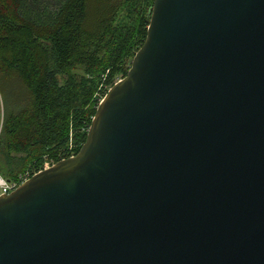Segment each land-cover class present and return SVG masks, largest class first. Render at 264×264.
Wrapping results in <instances>:
<instances>
[{
  "label": "water",
  "instance_id": "obj_1",
  "mask_svg": "<svg viewBox=\"0 0 264 264\" xmlns=\"http://www.w3.org/2000/svg\"><path fill=\"white\" fill-rule=\"evenodd\" d=\"M0 264H264V0H154L79 153L0 194Z\"/></svg>",
  "mask_w": 264,
  "mask_h": 264
},
{
  "label": "trees",
  "instance_id": "obj_2",
  "mask_svg": "<svg viewBox=\"0 0 264 264\" xmlns=\"http://www.w3.org/2000/svg\"><path fill=\"white\" fill-rule=\"evenodd\" d=\"M154 0H0V174L79 153L144 44Z\"/></svg>",
  "mask_w": 264,
  "mask_h": 264
},
{
  "label": "built area",
  "instance_id": "obj_3",
  "mask_svg": "<svg viewBox=\"0 0 264 264\" xmlns=\"http://www.w3.org/2000/svg\"><path fill=\"white\" fill-rule=\"evenodd\" d=\"M52 164L53 163H51V162H46L45 165H44V168L49 167ZM35 173H37V172H33L32 173L30 170H27L24 173H22L19 176L18 179L14 180V181H9V180L5 179L0 174V187L2 188V194H4V193H11L17 187H19L24 181L28 180L31 176H33Z\"/></svg>",
  "mask_w": 264,
  "mask_h": 264
},
{
  "label": "rangeland",
  "instance_id": "obj_4",
  "mask_svg": "<svg viewBox=\"0 0 264 264\" xmlns=\"http://www.w3.org/2000/svg\"><path fill=\"white\" fill-rule=\"evenodd\" d=\"M0 194H2V188L0 187Z\"/></svg>",
  "mask_w": 264,
  "mask_h": 264
}]
</instances>
